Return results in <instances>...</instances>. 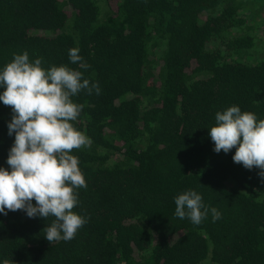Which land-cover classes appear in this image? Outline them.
Returning <instances> with one entry per match:
<instances>
[{
	"label": "trees",
	"instance_id": "1",
	"mask_svg": "<svg viewBox=\"0 0 264 264\" xmlns=\"http://www.w3.org/2000/svg\"><path fill=\"white\" fill-rule=\"evenodd\" d=\"M263 15L264 0H0V70L26 51L100 88L72 97L84 105L72 123L92 141L71 153L87 184L73 211L87 223L50 244L53 217L5 210L0 264H264L261 170L234 163L235 148L214 152L208 135L231 106L264 119ZM13 115L0 102L6 170ZM188 190L221 218L176 217Z\"/></svg>",
	"mask_w": 264,
	"mask_h": 264
},
{
	"label": "clouds",
	"instance_id": "2",
	"mask_svg": "<svg viewBox=\"0 0 264 264\" xmlns=\"http://www.w3.org/2000/svg\"><path fill=\"white\" fill-rule=\"evenodd\" d=\"M69 60L82 69L78 48L68 52ZM42 58L30 62L28 53L13 54L0 70V102L10 106L14 115L8 123V134L15 133L7 164L0 168V213L25 211L29 218L48 220L44 238L51 244L72 240L87 223L73 209L78 204L77 189L86 188V180L73 150L91 147L92 141L73 125L84 105L72 97L81 90L99 94L98 83H90L83 73L68 66L42 67ZM214 152L227 154L235 148L234 163L245 169H260L264 177V119L238 106L228 107L215 114V126L208 129ZM32 201H35V206ZM175 216L188 218L199 225L211 212L212 220L221 218L214 207L208 208L202 196L194 190L174 198ZM2 264H13L4 259Z\"/></svg>",
	"mask_w": 264,
	"mask_h": 264
},
{
	"label": "rangeland",
	"instance_id": "3",
	"mask_svg": "<svg viewBox=\"0 0 264 264\" xmlns=\"http://www.w3.org/2000/svg\"><path fill=\"white\" fill-rule=\"evenodd\" d=\"M260 24H261V27L258 30L259 36H261V31L264 28V15L262 16V21L260 22ZM262 41H264V40H262ZM258 54L260 55V52H258Z\"/></svg>",
	"mask_w": 264,
	"mask_h": 264
}]
</instances>
